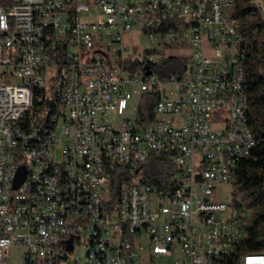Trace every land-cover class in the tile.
Wrapping results in <instances>:
<instances>
[{
	"label": "built area",
	"instance_id": "built-area-1",
	"mask_svg": "<svg viewBox=\"0 0 264 264\" xmlns=\"http://www.w3.org/2000/svg\"><path fill=\"white\" fill-rule=\"evenodd\" d=\"M231 1L0 0V264H221L247 236L240 196L215 198L254 146Z\"/></svg>",
	"mask_w": 264,
	"mask_h": 264
},
{
	"label": "trees",
	"instance_id": "trees-1",
	"mask_svg": "<svg viewBox=\"0 0 264 264\" xmlns=\"http://www.w3.org/2000/svg\"><path fill=\"white\" fill-rule=\"evenodd\" d=\"M233 9L231 15L237 19L238 31L244 38L240 90H244L248 98L245 116L254 146L250 156L237 163L234 178L240 196V211L250 214L251 226L247 237L240 238L226 253L224 264H240L244 253L264 255V74L259 71L264 65V15L247 0H237ZM183 68L179 58H170L154 70L163 78L166 74L181 73ZM153 102L152 96L142 97L138 112L140 121H145L144 112L151 117ZM173 171V164L162 154L153 155L147 163L148 176L155 181L166 180ZM233 196L236 197L235 193Z\"/></svg>",
	"mask_w": 264,
	"mask_h": 264
},
{
	"label": "rangeland",
	"instance_id": "rangeland-1",
	"mask_svg": "<svg viewBox=\"0 0 264 264\" xmlns=\"http://www.w3.org/2000/svg\"><path fill=\"white\" fill-rule=\"evenodd\" d=\"M259 6L261 7V9L264 10V4L262 2V0H259ZM234 6L231 7L230 12H233ZM126 45H129L130 47H132L133 52L135 53H143L144 51L152 48L153 46H155V44L151 45L150 42L148 41L147 37L142 34L141 32H139L138 30H132L131 33H129L124 40ZM178 52V50H177ZM187 53L189 51H186ZM62 125V119L59 120L58 122V126L56 129V136L59 137L60 135V126ZM144 175L142 172H140L138 175H136V178H143ZM235 193L236 197L239 196L238 193V189L233 181V183H229V184H219L217 187V195H215V198L222 200L226 203H228L231 198H232V194ZM247 220L251 223V216L249 215ZM20 252V251H18ZM252 258H264V255H260V254H251ZM15 260V259H13ZM242 264V263H240Z\"/></svg>",
	"mask_w": 264,
	"mask_h": 264
},
{
	"label": "bare ground",
	"instance_id": "bare-ground-1",
	"mask_svg": "<svg viewBox=\"0 0 264 264\" xmlns=\"http://www.w3.org/2000/svg\"><path fill=\"white\" fill-rule=\"evenodd\" d=\"M248 1V0H247ZM237 2V0H232L231 1V7L235 5V3ZM253 5L254 7H256L257 9H261V7L259 6V4H251ZM236 34H240L239 31H238V26L236 27ZM243 44H239L238 45V52H239V66H242L241 64V60H242V51H241V47H242ZM242 82H243V69H240L238 70V88L240 89L241 85H242ZM246 103L248 104V98L246 97ZM246 108H247V105H246ZM246 108H245V112H246ZM246 113L245 114H241V122H245V126H246V130H248L251 134V131L247 125V120H246ZM33 122V112H25V115H24V123H32ZM252 135V134H251ZM254 140V139H253ZM241 159L237 160V163L240 161ZM242 214H245L244 212H241ZM242 237H247V236H240V238ZM239 239H237L236 241H234V243H236ZM231 244L230 245V248L228 249L227 253L229 252V250L232 248V246L234 245ZM261 259H264V258H261ZM242 260V259H241ZM221 264H224V258L221 259Z\"/></svg>",
	"mask_w": 264,
	"mask_h": 264
},
{
	"label": "water",
	"instance_id": "water-1",
	"mask_svg": "<svg viewBox=\"0 0 264 264\" xmlns=\"http://www.w3.org/2000/svg\"><path fill=\"white\" fill-rule=\"evenodd\" d=\"M21 172H22V169H19L17 172L16 178H15L16 180L20 178Z\"/></svg>",
	"mask_w": 264,
	"mask_h": 264
}]
</instances>
